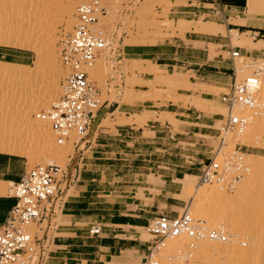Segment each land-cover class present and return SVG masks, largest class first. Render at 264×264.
I'll use <instances>...</instances> for the list:
<instances>
[{
  "label": "rangeland",
  "instance_id": "rangeland-1",
  "mask_svg": "<svg viewBox=\"0 0 264 264\" xmlns=\"http://www.w3.org/2000/svg\"><path fill=\"white\" fill-rule=\"evenodd\" d=\"M50 1L47 4H51L56 10L53 11L55 15L53 12L50 15L52 26L56 30L54 33L56 38L54 53L49 51L46 43L42 42L41 54L44 59L39 61L38 53L35 50L0 44V69L9 72L27 73L31 68L45 66L43 68L44 72L30 77L29 80L49 83L55 81L51 73L53 67L59 66L60 74L62 73L58 82L60 90V81L64 76V71L59 62L60 41L70 29L64 30L65 21L62 24L61 18L57 14L58 9L56 7H60L62 0H52L54 1L52 3ZM198 1L116 0L117 3L122 4V9L126 13L116 17L98 18L95 26L111 36L112 46L109 50L102 52L94 62V64L103 62L101 68L98 69V77H93L88 72V80L99 90L100 102L105 101L107 105L102 109L101 114L97 113L93 117L92 124L88 128L87 137L94 132L98 123L106 125V128L113 125L134 124L136 128H141L142 138L147 141H156L155 137L157 136L163 137V139L158 140V145H151L158 148L154 152L159 156H129L126 157V161L117 162L128 165L124 168L128 171L116 174L111 187L106 185V206L108 207L140 204L145 211L156 212L150 215L152 217L158 213L176 215L187 209L194 217L196 212L192 210V206L206 208L209 205L207 196L204 193H195L192 189L196 185L202 184L197 182V176L201 164L206 162L210 154L215 155L216 160L220 163L228 155H231L229 157L238 155L235 159L239 156L246 157L250 161L257 159L259 160L258 169L264 173V108L249 113L252 118L251 124L247 119L243 127L228 131L224 127L228 111L219 102V97L227 93L228 84L231 81V72L229 71L231 62L227 54V46L239 51V58L233 62L235 66L234 76L242 77L254 71L260 73L261 92L264 93V8L261 7L257 9L258 11L255 10V12L253 11L252 14L248 15L246 7L248 0ZM108 5L113 11L114 4L108 3ZM194 10L198 12L192 13ZM214 10H218L219 14L215 16ZM72 24L73 21L71 26ZM182 26L192 28L212 26L215 28L216 33L185 32L182 36L179 31V27L181 29ZM0 33L8 37L16 35L13 28L7 26L0 29ZM185 34L186 38H184ZM187 39H195L199 42H189L186 41ZM126 47H143L146 49L145 52H152L153 55H147L148 59H143L141 56H127L122 53V48ZM175 49L176 53L172 54ZM240 56L245 59L241 60ZM173 58L176 61L171 60ZM144 60L149 61V63ZM175 62L177 63L174 65ZM166 63H171V66H164ZM206 65L210 66L206 67ZM243 66H248L246 71H238V73L235 71V69H240ZM128 68L136 69V74L135 72L133 75L130 72L128 73ZM137 68H140L141 71L138 72ZM214 68L217 72L214 74L217 83H213L215 79L212 78L210 79L212 81H208V79L202 77L204 74L198 73L202 71L201 69L204 73L206 69L213 70ZM146 69L157 70L160 76L169 77L173 84L167 86L164 83H158V81H151L152 76L147 73ZM196 69L198 71L194 72ZM8 77L7 74H0V107L7 108L11 112L9 117L5 113L4 115L0 114V119L11 117L14 123L16 122L17 127H19L18 129L17 127L14 128L15 124L12 123L13 128H10L9 136L11 135L12 139H14L13 137L19 139L21 145L24 146L23 148L21 146V148L25 151L23 150L24 153L22 152V154L15 152L5 154L22 157L26 171L35 166H44L49 163H55L62 170L65 169L68 164V157L74 161L80 155L83 142L87 140V137L83 142L78 143V149L73 151L70 145H55L50 131L45 136L39 133L35 128L38 124L47 127L48 125L36 121L33 114L43 109H38L32 113V110L27 107L29 95H23L18 87L10 84ZM148 97H152V99ZM111 105L120 106V112L124 111V107H129V110H125L128 114L124 115L115 110L112 111ZM232 113H237V109H232ZM22 115L25 116V119H32L33 123L30 121L27 125L23 124L21 122ZM197 115H199L198 119H193ZM201 116L212 118L213 136H194L195 139L202 138L204 144L199 146L197 144L192 145L195 141L194 138L182 140V137L185 136L184 133L187 131L203 133V128L199 126L204 123ZM162 129L166 132L168 139H164V132L155 133V137H153L152 131ZM199 130L201 131L199 132ZM237 131H243L246 137L255 139V142L258 143L254 144L252 141L251 145L242 144L241 138L232 137ZM17 140L14 139V141ZM198 144H202L201 141ZM36 145L40 146L37 148ZM41 145L47 147L41 148ZM228 148H232V150L230 149V151ZM187 149L199 150L201 154L195 156ZM166 153H169V155H166ZM161 154H165V156H160ZM191 154L193 156H190ZM229 168H231V165L227 163V160H224L222 170L227 172L230 170ZM184 174L192 176H184ZM231 174H233L232 170L228 176L234 177ZM235 177L231 186H228L229 184L225 182L212 181V183L202 184L200 187L201 190L208 191L207 185L215 183L221 193L219 196L222 199L224 195L226 196L224 200L220 198L223 202L230 195L237 198L233 194L238 191L236 194L238 193V197L240 196L243 201L244 198L249 199L247 200L248 208L246 207L247 204L244 207L240 197L238 200L233 198L234 203H236L235 209L242 213L239 214V211H234V207L232 212H235V216L238 215L237 217L242 214L240 216L243 217L241 220H250V224L251 219L247 220L248 218L245 215L251 214L253 223L262 225V222H264V179L260 181L259 190L255 191L251 186L247 187L248 183H241V179L237 175ZM67 184V177L59 179L57 195L49 204L45 205L47 208L50 207V209L55 210L57 203L72 193L71 188H68L66 192L64 191ZM8 185V183L5 184L3 195L7 193ZM167 186L173 189V194L170 195L164 192ZM255 189L257 190V188ZM248 190H251L253 196L247 195ZM244 191H247V194ZM59 192L64 193V197H61ZM242 193H245L244 196ZM254 193L256 197H254ZM169 196L172 199H169ZM215 197L212 204L216 205L220 199L217 196ZM229 200H227V204H225L227 201L221 204L227 207L232 204V201ZM235 200L239 202V205L241 204L240 207ZM246 200L244 203H246ZM257 202L258 204H256ZM249 206L252 208H249ZM229 212L231 211H228L227 214ZM55 213L58 215L57 210H55ZM253 213L256 214L253 216ZM141 214L146 215L145 212H141ZM59 223L57 216L53 217L46 212L42 222L30 224L26 230L41 240L50 228ZM208 229L211 228L208 227ZM135 231L146 246L156 239L147 229V224L144 228L135 229ZM244 232L247 233V231ZM240 233L242 234L237 235L239 241H237V245L241 249H246L250 240L243 236V232ZM171 240L166 241V245L162 249V256L171 248L169 247ZM240 242H244L243 245H240ZM167 247L169 248L167 249ZM40 249V245L36 246L38 252ZM171 252L175 254L174 251ZM188 261L183 262V264H189ZM208 264L212 263L208 262Z\"/></svg>",
  "mask_w": 264,
  "mask_h": 264
},
{
  "label": "built area",
  "instance_id": "built-area-1",
  "mask_svg": "<svg viewBox=\"0 0 264 264\" xmlns=\"http://www.w3.org/2000/svg\"><path fill=\"white\" fill-rule=\"evenodd\" d=\"M108 3L114 4L113 11ZM121 5L116 0H89L74 8L73 24L60 41L59 62L64 71L59 86L60 94L46 109L33 114L37 121L47 123L57 146L70 145L73 151L77 150V144L87 137L93 117L100 111L103 102L99 100V90L88 80L87 71L102 52L111 48L112 41L110 35L95 25L98 18L124 15L126 12ZM218 14L219 11L214 10V15ZM226 49L231 62V81L227 93L219 97V102L228 111L225 129L234 131L246 124L250 112L264 108V93L261 92L260 73L254 71L246 76H234L233 62L239 58V51L228 46ZM234 108L237 113H232ZM236 156L229 159H235ZM79 157L74 161L68 157L67 165L76 172L80 169ZM222 162L210 154L206 162L201 164L197 182H225L231 186L235 176L227 177L229 170H222ZM60 178H64V169L49 163L35 166L17 182L9 183L6 196L15 202L0 228V264H43L44 244L26 228L30 224L42 222L46 212L51 215L57 210L61 200L55 210L45 205L57 195ZM147 229L156 239L146 247L141 264H183L190 258L195 242L206 240L224 244L233 238L223 229L206 228L204 222L193 218L187 209L176 215L158 213L147 223ZM99 230L98 226H93L88 233L97 235ZM176 237L185 238L189 244L186 249L164 258L162 249L166 241ZM240 243L243 245L244 242ZM38 245L41 246L39 252L36 250Z\"/></svg>",
  "mask_w": 264,
  "mask_h": 264
},
{
  "label": "crops",
  "instance_id": "crops-1",
  "mask_svg": "<svg viewBox=\"0 0 264 264\" xmlns=\"http://www.w3.org/2000/svg\"><path fill=\"white\" fill-rule=\"evenodd\" d=\"M194 12L198 11L194 10L192 13ZM184 38H186V34ZM186 41L199 42L195 39H187ZM145 50L143 47H126L122 48V53L127 56L153 55L152 52L147 53ZM175 53L176 49L172 54ZM171 60L176 61L174 58ZM164 66H171V63H166ZM208 66L210 65H206V67ZM201 70L198 73L204 74L202 77L208 79V81H212L210 79L213 78L215 79L213 83H217L216 75H214L217 73L215 68L213 70L206 69L204 73L203 69ZM197 71V69L194 70V72ZM106 105L104 101L98 114H101ZM110 107L112 111L115 110L124 115L128 114L125 110H129V107H124L122 112L119 111L120 106L118 105H111ZM198 117L199 115L193 119H198ZM201 117L204 119V123L199 126L203 128V133L187 131L184 133L185 136L182 137V140H191L197 135L200 137L213 136L212 118L209 116ZM140 129L139 127L136 128L134 124L113 125L106 128V125L98 123L94 132L89 134L82 146L79 155V172H76L69 165L66 166L64 178L67 177L68 184L65 186L64 191L66 192L68 188H71L72 193L65 196V199L58 206V215L55 212L51 214L53 217L57 216L60 223L50 228L40 240L44 244L45 258L43 264L142 263L147 246L139 239L135 229L144 228L153 218L150 215L156 212L145 211L140 204L106 206V185L111 187L116 174L128 171L124 170L128 165L117 162L126 161V157L129 156H159L154 152L158 148L151 145H158V140L163 139V137H155V133L164 132V139H168L166 132L162 129L152 131L156 141H147L142 138ZM194 140L192 145L204 144L202 138H194ZM199 141L202 144H198ZM187 150L195 156L201 154L199 150ZM166 155H169V153H166ZM160 156H165V154ZM25 169V162L22 157L0 153V182L8 184L17 182L26 172ZM164 192L171 195L174 191L170 186H167ZM59 195L64 197V193L59 192ZM169 199H172L171 196H169ZM14 202L13 198L6 196V194H0V228ZM141 212H145L146 215L141 214ZM93 226L100 228L97 235L88 233Z\"/></svg>",
  "mask_w": 264,
  "mask_h": 264
},
{
  "label": "bare ground",
  "instance_id": "bare-ground-1",
  "mask_svg": "<svg viewBox=\"0 0 264 264\" xmlns=\"http://www.w3.org/2000/svg\"><path fill=\"white\" fill-rule=\"evenodd\" d=\"M49 1L50 0H0V29L7 26V27L13 28V31L16 32V35L11 36V37L5 36V35L0 33V44H8V45H12V46H17V47L19 46V47H24V48H29V49L35 50L38 53L39 61L44 59V56L41 54V48H43L42 42L46 43V46L48 47L49 51L54 53L55 41H56L54 33L56 30L52 26V23H51L52 18L50 17V15L55 10V8L52 7L51 4L50 5L47 4ZM87 1H89V0H62L60 7L59 8L56 7V9H58L57 14L61 18V23L63 24V22L65 21V24H66V26L64 28L65 31L70 29L71 23L73 21L72 18L74 15L75 6L79 3H85ZM52 2H54V1L51 0L50 3H52ZM246 7L248 10L247 14L249 15V14H252L253 11L255 12V10L260 9L261 7L264 8V1L263 0H248L246 2ZM53 13L55 15V12H53ZM53 22H55V21H53ZM179 31H180V34L182 36L185 32L216 33L215 28H213L212 26H208V27H206V26L197 27L196 26L193 28L182 26L181 29L179 27ZM242 59H245V58L241 57V60ZM96 60H97V58H96ZM144 61L149 63V61H147V60H144ZM93 64H92V66H90L88 68L87 73L89 72L93 77H96V76L98 77V69L101 68L103 62H96L94 65ZM44 67L40 68V66L39 67L37 66L36 68H31L27 73L9 72V71H4V70L0 69V74L9 75L8 78L10 79L9 80L10 84H13L14 86L18 87L23 95L24 94L29 95V102H28L27 107L30 110H32V113L38 109H46L48 107V105L54 99H56L59 96V93H60V90L58 88V82H59V79H60L62 73L60 74L61 71H59V69H58L59 66L53 67V69L51 71L53 78H55V81L45 83V82H32L29 80L30 77L35 76L36 74H38L40 72H44V69H43ZM247 67L243 66L240 69H235V71L237 73H238V71H240V72L246 71ZM137 69H138L137 70L138 72L141 71L140 68H137ZM151 70L152 69H150V70L146 69L147 73L152 76L151 81H155V82L158 81V83L161 82V84L164 83L167 86H171L173 84L172 80L169 77L160 76L159 73L157 72V70H155V71L154 70L151 71ZM135 71H136V69H134V68H131V69L128 68V70H127V72L132 73V75ZM135 74H136V72H135ZM148 98L152 99V97H148ZM10 112H11V110H8L7 108L0 107V114L4 115V113H5L9 117ZM22 117H24V118H22ZM2 119L3 120L0 119V125H1V129H0V153L15 152L18 154H20V153L22 154V152L24 150L22 148L24 146L21 145V141H19V139L17 140V138H15V137H13L15 140H17V141H14V139H12L10 137L11 135L9 136V133L11 130L10 128L17 127L16 122L14 123V120L11 117L10 118L5 117V119L4 118H2ZM21 119H20L21 122H23V124H25V125L30 123V121L32 120V119H30V120L25 119V116H23V115L21 116ZM247 119L251 124L252 118H251L250 114H248ZM38 122H41V121H38ZM12 123H14L15 126L12 127ZM42 123H45V122H42ZM263 123H264V121H263ZM18 127H17V129H18ZM20 128H21V124H20ZM35 128L37 129V131L39 133L43 134L44 136H45V134H47L49 132L48 127L46 125H43V124H41V125L38 124ZM261 131H263V130L261 129ZM19 133H21V131H19ZM232 137L241 138V142L244 145H251L252 141L254 144L258 143V142H255V139H250V138L246 137L245 133L243 131L235 132L232 135ZM35 144H37V143L35 142ZM21 146H22V148H21ZM39 146H37V148ZM35 147H33V148H35ZM46 147H43V145H41V148H46ZM230 149L232 150V148H228V150H230ZM224 150H226V149H224ZM229 156H231V155H228L227 158L225 157V159L227 160V163H229L231 165L229 173L232 170L233 174H231V175H233V176L237 175V177H239L241 179L240 180L241 183L246 182V183H248L247 187L251 186L252 188H254L253 190L258 191L260 181L262 179H264L263 171L260 172V169H258L259 160L253 159L252 161H250L246 157H242V156H239L237 159H231L230 160ZM229 173L227 174V177H228ZM5 184L6 183H4V182H0V194L4 193ZM202 184H208V183H202ZM202 184L196 185L195 187H193L192 190L195 193L196 192L197 193H200V192L204 193V195L207 196L209 205L207 204L208 206L206 208H201L200 206L199 207H197L195 205L192 206L193 205L192 204L191 205L192 210H195V212H196L193 218H197V219L202 220L205 224V227L207 225L206 228L209 227L211 229H223V230L227 231L230 235H232L233 238L230 239L229 242L224 243V244L215 243V242H208L206 240H202V241L200 240L199 242L198 241L195 242L194 247L191 251V256L188 259L189 260L188 263L189 264H208V262L209 263L211 262L212 264H264V222H262V225L253 223L254 221H252V215L251 214L245 215L248 218L247 219L245 217L247 220L251 219V224H250V220L249 221H246L245 219L241 220L243 218V217L242 218L240 217V216H242V214L239 216L240 217L239 218V217H237L238 215L235 216L236 215L235 212H232L233 207H234V211H239V210L235 209L236 203H234V199H233V198H235L234 196L231 197V195L229 194L230 196H228V198L230 200L228 198H227V200L232 201V199H233V201L231 202L232 204H230V205L228 204L229 206H232V207L227 206V207H229V208H227L226 205L224 206V204H221V203H225L227 200L225 199L224 202L221 201L222 198L219 196V195H221V193L218 189V186H216L215 183L207 185L208 191L201 190L200 186H202ZM261 184H263V183H261ZM238 186H239V183H238ZM244 187H245V185H244ZM255 188H257V190ZM235 189H237V188H235ZM261 189H262V187L260 188V190ZM236 192H238V191H235L234 194L233 193H231V194L236 195L237 198H235V199L238 200V198L240 196L238 197V195H237L238 193L236 194ZM244 192H246V194H247V191H244ZM216 193L217 194L219 193V194L217 195ZM239 194H241V192H239ZM243 194H245V193H242V195ZM249 194L253 196L251 190L249 191V193L247 195L249 196ZM223 195H224V193H223ZM215 196H217L218 199L221 198L220 200L217 199L220 203L217 201L218 204H216V205L214 203L212 204L213 198ZM252 196H251V198H252ZM254 197H256L255 193H254ZM224 198H226L225 195H224L222 200H224ZM240 199H241V197H240ZM236 200H235V202H237ZM245 200L246 199L244 198V201ZM247 200H249V199H247ZM247 200H246V203H244L243 200L241 201V202H243L244 207H245V204H247ZM227 203H228V201L225 204H227ZM237 203L239 205V202H237ZM248 203H249V201H248ZM256 204H258V202ZM214 205H215V207H214ZM240 206H241V204L239 205V207ZM246 207L248 208V204ZM249 208H252V207L249 206ZM227 210L231 211V212H229V214H227L228 213ZM188 212L191 214L190 211H188ZM240 212L241 211H239V214H240ZM256 213H257V211H256ZM255 214L253 213V216ZM228 215H230V217H228ZM191 216H192V214H191ZM254 219H256V218H254ZM258 220H259V218H258ZM255 221H257V220H255ZM244 222H246V223L243 225ZM247 222L249 225L247 224ZM244 231H247V233L245 234ZM240 232H243L245 234V235L243 234V236H245L246 238H248L250 240V243L248 242L249 246H247L246 249H241L237 245V241H238L237 235L242 234ZM184 239L185 238H182V237H176V238H173L172 240L169 239V241L171 240V244L169 245V247H171V248L167 247V249L168 248L169 249L167 251L165 250L166 252H165V255H163V257L167 258L169 255H172L173 253L171 251H174V253H176L180 249H183V248L185 249L189 243L186 242V240H184ZM167 243L169 244L170 242H167ZM165 245H166V243H165Z\"/></svg>",
  "mask_w": 264,
  "mask_h": 264
},
{
  "label": "trees",
  "instance_id": "trees-1",
  "mask_svg": "<svg viewBox=\"0 0 264 264\" xmlns=\"http://www.w3.org/2000/svg\"><path fill=\"white\" fill-rule=\"evenodd\" d=\"M143 59H148L149 57L146 55H140Z\"/></svg>",
  "mask_w": 264,
  "mask_h": 264
}]
</instances>
